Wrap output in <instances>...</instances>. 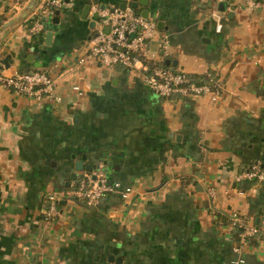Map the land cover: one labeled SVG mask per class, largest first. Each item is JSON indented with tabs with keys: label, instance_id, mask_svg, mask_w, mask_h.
<instances>
[{
	"label": "crops",
	"instance_id": "obj_1",
	"mask_svg": "<svg viewBox=\"0 0 264 264\" xmlns=\"http://www.w3.org/2000/svg\"><path fill=\"white\" fill-rule=\"evenodd\" d=\"M40 1L0 31V73L46 69L58 95L0 85V264H264L257 238L234 261L224 220L264 210V181L235 178L254 162L264 169V0L137 1L155 20L148 57L210 72L214 99L162 97L138 69L76 62L97 26L91 6L130 0H69L47 16ZM26 2L0 0V24ZM83 173L131 191L94 205L63 195Z\"/></svg>",
	"mask_w": 264,
	"mask_h": 264
},
{
	"label": "built area",
	"instance_id": "obj_2",
	"mask_svg": "<svg viewBox=\"0 0 264 264\" xmlns=\"http://www.w3.org/2000/svg\"><path fill=\"white\" fill-rule=\"evenodd\" d=\"M245 1L249 5L258 3V0ZM40 2V16H47L52 13V8L64 6L69 0ZM91 8L97 16V26L86 39L85 52L76 58L78 64L88 59H96L103 65L117 64L129 69H138L143 81L162 97L174 92L181 95L208 93L212 99L217 96L220 82L215 77L196 82L183 70L172 68L160 59L148 57L147 44L156 32L155 20L152 17L143 16L129 3L123 6L95 4ZM38 25L40 21H35L32 28ZM160 44L165 46L166 40L161 39ZM0 85L21 94L36 97L44 95L58 99L53 90L54 79L43 68L17 70L10 74L0 73ZM235 178L264 181V169L254 162L236 173ZM113 189H118L122 197H126L131 191L129 186L118 187L117 183L109 184L101 176L90 177L83 173L73 184L62 188L61 193L67 197L81 199L88 205H94L104 193ZM46 197L49 202L44 210V218L50 220L57 212V197L54 192L48 193ZM229 224L233 229H237V243L232 247L237 255L234 261L242 260L238 254L248 237H255L264 242V212L258 216L256 222H247L243 216L231 214Z\"/></svg>",
	"mask_w": 264,
	"mask_h": 264
},
{
	"label": "water",
	"instance_id": "obj_3",
	"mask_svg": "<svg viewBox=\"0 0 264 264\" xmlns=\"http://www.w3.org/2000/svg\"><path fill=\"white\" fill-rule=\"evenodd\" d=\"M137 1H139V3L143 4V1L142 0H130L129 1V4L132 6V7H136L137 6ZM35 3V0H27V2L22 6L21 10L11 16L10 18L4 20L1 24H0V31L5 29L7 26H9L10 24L16 22L17 20H19L20 18H22L29 10L30 8L32 7V5ZM125 5V2L124 1H121L119 3V6H123ZM58 11V9H54V13L56 14ZM143 16H147V10L146 9H143L141 10L140 12ZM9 59V57L6 55L4 56V58H0V63H4L6 59ZM172 62V61H171ZM164 63L167 64L168 63V59H165L164 60ZM173 63V62H172ZM74 167H75V170H79L81 169V161L80 160H75L74 161ZM87 167V166H86ZM75 175V172L73 171L71 173V176L73 177ZM64 199H60L59 200V203L60 202H63Z\"/></svg>",
	"mask_w": 264,
	"mask_h": 264
},
{
	"label": "trees",
	"instance_id": "obj_4",
	"mask_svg": "<svg viewBox=\"0 0 264 264\" xmlns=\"http://www.w3.org/2000/svg\"><path fill=\"white\" fill-rule=\"evenodd\" d=\"M53 10L55 9V8H52ZM209 73V75H206V73H200V74H194V73H187L186 72V74H187V76L190 78V79H192V80H195L196 82H201V81H204V80H208V78H214L212 75H211V73L210 72H208ZM66 186H64L63 188H65ZM264 212V210L263 211H261L260 213H259V215L261 214V213H263ZM43 215H44V212H43ZM258 215V216H259ZM258 218V217H257ZM225 222L227 223V222H229V217H225ZM257 221V219L256 220H254V221H252V222H256ZM234 233H235V238L237 237V229H235V231H234ZM254 239H256L255 237H248L247 238V241H250V242H253L254 241Z\"/></svg>",
	"mask_w": 264,
	"mask_h": 264
}]
</instances>
